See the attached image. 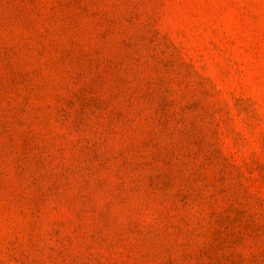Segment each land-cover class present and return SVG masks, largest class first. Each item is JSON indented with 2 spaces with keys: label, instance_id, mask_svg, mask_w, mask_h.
<instances>
[{
  "label": "rangeland",
  "instance_id": "obj_1",
  "mask_svg": "<svg viewBox=\"0 0 264 264\" xmlns=\"http://www.w3.org/2000/svg\"><path fill=\"white\" fill-rule=\"evenodd\" d=\"M0 264H264V0H0Z\"/></svg>",
  "mask_w": 264,
  "mask_h": 264
}]
</instances>
